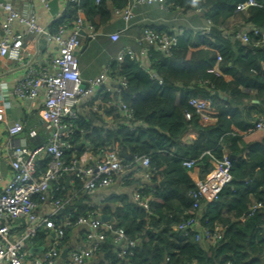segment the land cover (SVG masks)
I'll return each mask as SVG.
<instances>
[{
	"label": "built area",
	"instance_id": "1",
	"mask_svg": "<svg viewBox=\"0 0 264 264\" xmlns=\"http://www.w3.org/2000/svg\"><path fill=\"white\" fill-rule=\"evenodd\" d=\"M42 1L49 7V0ZM96 1L100 2V0ZM70 3L78 7L76 19L63 22L52 30L40 24L34 12L24 13L12 1L0 0V9L4 12L3 20L0 22V57H8L25 69L24 75L17 79L11 92L8 93L4 91L5 89L1 91L3 111L0 112V123L6 125L4 129L9 140L23 132L22 121H8L6 113L11 105L8 96L13 94L21 100H33L44 92V104L40 109V116L45 124L43 137L40 138L35 131L31 132L33 145L7 146L11 150L9 163L12 174L0 189V264L94 263L101 257V245L109 238L112 239L116 258L119 261L128 260L141 239L128 235L125 224H117L111 215H109L111 219H103L105 213L98 203L102 199L97 194L116 183L124 186L129 185L127 182L130 180L137 181L132 200L141 205L146 212L152 213L150 197L153 192L147 194L143 192L146 188L145 184L151 180L150 156H136L128 163L121 155L118 141L98 144L83 139L80 141L84 148L81 155L71 161L66 158V151L69 148L81 146L80 142L71 140L77 129L76 120L79 118H93L97 125L106 128L125 125L134 129L145 123L143 118L135 116L133 107L124 99L128 78L118 71L113 72L111 68L113 62L117 64L125 61L134 62L135 51L129 47L123 49L114 61L106 65L98 77L84 80L78 57V50L81 47L80 30L85 22L84 0H68V4ZM153 3L159 4L166 10L172 8L167 0H128L123 7L113 5L112 9L123 17L129 27L137 16L136 8ZM250 5H260V3L257 0H245L239 7ZM173 9L178 12L174 19L183 20L184 23L172 30L164 31L146 26L139 38L140 42L163 54H171L180 47L186 30L207 34L214 26L209 17L205 24L194 25L179 15L182 11L181 7L176 6ZM204 11L202 8L197 10V12ZM88 28L89 36L95 37L94 25L90 23ZM221 29L233 44L237 42L252 43L255 46L264 44V27L252 22L234 28L224 24ZM27 34L55 43L57 53L51 54L47 63L37 60L35 53L26 57ZM253 35L257 37L256 40H252ZM113 37L117 39L118 33ZM33 52L37 53L39 50ZM217 53V60L209 71L221 75L220 62L223 55L218 50ZM146 71L162 83V79L153 69L148 68ZM189 86L190 88L209 86L216 90V93L220 90L216 89L213 82L203 78H199ZM222 96L226 94L223 93ZM188 102L195 108L202 124H212L216 121L218 108L211 96L193 95L189 97ZM191 115L190 111H186L187 117ZM105 121L109 124L104 125ZM252 124L253 128L264 130L263 117H258L252 121ZM2 143L0 140V162L3 159ZM208 154L214 168L205 178L199 176L194 178L196 189L190 191L193 202L179 228L189 235H194L199 243L216 245L224 239V226L220 222L211 225L201 219L200 198L208 201L216 199L222 188L232 180V157L228 153H224L221 158L211 152ZM184 163L188 167L194 165L192 159H186ZM65 177L68 185L72 183V186L69 187L66 196H56L53 183ZM75 179L81 183L82 191L92 198L89 202L91 208L87 214L76 216L70 211L60 217L66 205L73 200L69 194L75 196L76 189L73 184ZM56 189H59V186ZM35 196H38L40 201H37ZM45 203L53 205L54 210L41 212L39 208ZM262 207L264 201L255 198L250 210L238 217L237 223L245 226L249 216ZM21 217L24 218V225L20 221ZM81 225H84V229L78 245L70 244V241L66 240L68 232ZM18 226H24L22 232H18ZM38 229H43L49 240L40 255H32L28 252L26 242L28 240L32 242L36 238ZM64 253L67 257H64ZM106 264H111V261H107Z\"/></svg>",
	"mask_w": 264,
	"mask_h": 264
},
{
	"label": "trees",
	"instance_id": "2",
	"mask_svg": "<svg viewBox=\"0 0 264 264\" xmlns=\"http://www.w3.org/2000/svg\"><path fill=\"white\" fill-rule=\"evenodd\" d=\"M127 1L84 0L83 7L87 19L97 25L96 16L103 21L110 17L113 5L123 7ZM244 1L167 0L170 7H181L187 16L204 9L214 26L207 34L186 30L180 47L171 54L153 49L150 68L162 83L145 69L135 68L130 61L111 64L113 72L118 71L128 78L124 99L133 107L135 116L144 119V125L134 129L125 125L106 128L97 125L93 118L76 120L72 142L79 143L83 139L98 144L118 141L125 162L148 155L152 166L151 180L143 189L146 194L153 192L150 197L152 213L146 212L125 192L97 195L102 197V201L98 199L102 212L114 217L117 224H125L127 234L140 238V243L128 260L119 261L109 238L101 245V258L89 264H106L107 261L111 264H264V207L255 210L245 226L237 223V218L250 210L255 198L264 201V178L262 183L252 182L259 167L254 156H264V130L253 128L241 111L252 99V92L264 104V44H233L221 29L224 24L233 28L248 22L264 27V0H257L260 5L240 8ZM77 13L78 7L68 4L64 15L51 29L55 30L63 22L74 21ZM230 17L231 22L228 21ZM256 39L253 35L252 40ZM200 44H205L207 49L190 48ZM217 50L223 55L221 75L209 71L217 60ZM234 69L233 77L226 80L224 74L232 73ZM199 78L210 80L216 89L223 86L226 96L209 86L190 88L189 85ZM193 95L212 97L218 108L214 123L204 125L200 122L198 113L188 102ZM186 111L191 112V117L186 116ZM83 150L82 143L79 147L69 148L67 160L80 156ZM225 150L233 155L232 180L216 199L200 198L201 219L211 225L222 223L224 239L216 245H205L196 241L194 235L185 233L179 225L193 202L190 191L196 189L191 172L197 170L199 176L205 178L214 168L208 152L221 158ZM186 159H192L194 165L186 166ZM261 168L264 177V164ZM66 179L53 183L56 196L67 195L72 183L68 185ZM74 182L75 196L69 194L73 200L60 217L70 211L76 216L87 214L91 208L92 198L82 191L77 179ZM127 183L135 185L138 182L130 180ZM35 199L40 201L38 196Z\"/></svg>",
	"mask_w": 264,
	"mask_h": 264
},
{
	"label": "crops",
	"instance_id": "3",
	"mask_svg": "<svg viewBox=\"0 0 264 264\" xmlns=\"http://www.w3.org/2000/svg\"><path fill=\"white\" fill-rule=\"evenodd\" d=\"M10 1H12L24 13L29 11L34 12L38 22L43 26L50 28L60 17L64 15L66 9L68 8V0H49V7L46 6L42 0ZM177 13L178 12H176L173 8L166 10L157 3L140 5L136 8L137 16L133 21L134 23L127 27L126 21L123 17L116 14L113 9L110 17L103 21L100 19V16H96L95 20L97 21V25H94L87 19L85 12V22L80 30L81 47L78 50L81 75L83 79L87 81L98 77L106 65L114 61L118 53L128 47L133 49L136 53V60L134 62L130 61L135 68H142L145 70L148 68L151 69L152 56L155 50H153L154 48L151 46L140 42L139 38L144 30V27L152 26L161 31L172 30L177 25L184 23L183 20L174 19ZM179 15L185 17L186 20H189L194 25L205 24L207 19L205 12L196 11V13L187 16L183 13V11H180ZM3 17L4 12L0 9V22L3 20ZM228 21L231 22L232 18L230 17ZM90 23L95 27V37L89 36L90 31L88 24ZM116 33L119 35L117 39L113 37ZM25 42L27 44L25 56L30 57L31 54L35 53L38 57L37 60L41 63H47L49 61V56L57 53V45L55 43L46 42L45 40H41V38L39 39L32 34L26 35ZM190 48L192 50L200 48L207 49L205 44L191 46ZM34 50H39V52H37L38 55L36 52H33ZM235 72L236 70L234 69L232 73L224 74L225 79L230 80ZM24 73L25 69L23 67H19L14 60L8 57H0V95L2 89H5L4 91L8 93L11 92L17 79L22 77ZM224 90L225 89H223L222 86L218 94H223ZM255 94V92H252V99L245 103L241 108L243 117L247 123H252V121L256 120L258 117L264 118V104L256 98ZM8 98L11 104L7 109V113L5 111L8 121H22L24 123V130L9 140L4 129L6 125L3 122L0 123V140L3 142V159L0 162V189L6 184L12 174V169L9 163L11 150L8 149L7 146L33 145L34 139H32V136L30 135L31 132L35 131L40 138L43 137L45 133V124L40 116V109L44 104V92L33 100H21L13 94H10ZM1 102L2 100L0 97V112L3 111V109H1ZM106 122L107 121L104 122V125L109 124V122ZM224 153L229 154L228 150H225ZM254 159L259 162V167L252 182L254 184L262 183L264 177L261 167L264 164V156L256 155L254 156ZM191 176L193 179H196V177L199 176L198 171H192ZM213 185L215 186L216 184ZM134 189V184L121 186L116 183L113 186L102 190L97 195L108 194L111 192H125L132 197ZM39 209L41 212H47L53 211L54 207L50 203H45L42 204ZM20 221L23 225L25 224L23 217H21ZM23 227L24 226H18V232H22ZM83 229L84 225H81L69 233L70 244L78 245ZM48 240L49 238L46 236L44 230H40L39 234L32 240V242L29 240L26 242L28 252L32 255H40L46 248ZM65 254L66 253H64V257H67ZM27 259H29L28 256ZM99 259H97V261Z\"/></svg>",
	"mask_w": 264,
	"mask_h": 264
},
{
	"label": "water",
	"instance_id": "4",
	"mask_svg": "<svg viewBox=\"0 0 264 264\" xmlns=\"http://www.w3.org/2000/svg\"><path fill=\"white\" fill-rule=\"evenodd\" d=\"M231 157L233 158V155H231ZM102 217L105 220L111 219V217L109 215H106V214H104Z\"/></svg>",
	"mask_w": 264,
	"mask_h": 264
}]
</instances>
